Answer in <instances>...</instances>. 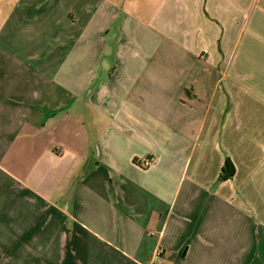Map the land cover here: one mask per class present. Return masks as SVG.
<instances>
[{"label": "crops", "instance_id": "crops-1", "mask_svg": "<svg viewBox=\"0 0 264 264\" xmlns=\"http://www.w3.org/2000/svg\"><path fill=\"white\" fill-rule=\"evenodd\" d=\"M0 264H264V0H0Z\"/></svg>", "mask_w": 264, "mask_h": 264}, {"label": "trees", "instance_id": "trees-1", "mask_svg": "<svg viewBox=\"0 0 264 264\" xmlns=\"http://www.w3.org/2000/svg\"><path fill=\"white\" fill-rule=\"evenodd\" d=\"M226 169L229 171V174L232 177L234 175V168H233V165L230 162H228L226 164Z\"/></svg>", "mask_w": 264, "mask_h": 264}, {"label": "built area", "instance_id": "built-area-1", "mask_svg": "<svg viewBox=\"0 0 264 264\" xmlns=\"http://www.w3.org/2000/svg\"><path fill=\"white\" fill-rule=\"evenodd\" d=\"M154 165V162L152 161V160H147L144 164H143V166L145 167V168H149V167H151V166H153Z\"/></svg>", "mask_w": 264, "mask_h": 264}]
</instances>
